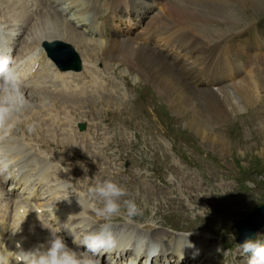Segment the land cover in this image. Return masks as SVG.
Returning a JSON list of instances; mask_svg holds the SVG:
<instances>
[{
	"label": "rangeland",
	"instance_id": "obj_1",
	"mask_svg": "<svg viewBox=\"0 0 264 264\" xmlns=\"http://www.w3.org/2000/svg\"><path fill=\"white\" fill-rule=\"evenodd\" d=\"M167 1L171 2L173 9L178 10L174 11L176 19L180 20L179 11L182 9L178 4L184 0ZM193 1L195 0H185L184 3L187 4V9L198 13L199 21L191 22L195 28L200 30L199 34L191 32L194 39L204 34L206 37L202 40L206 41L208 45H216L217 41L215 40L220 38V43L222 38H230L256 22L258 23V33L253 34L243 44L259 42L260 37L264 39V0H247V2L246 0H210V3L208 2L206 5ZM258 3L261 4L260 8L255 6ZM226 9L234 10L237 15L231 17ZM63 26V23L59 21L60 29L53 30L51 34H61ZM243 52L241 51V53ZM159 53L165 54L161 49ZM221 57L222 55H218L219 59ZM238 57L239 59L244 58L241 55ZM254 58L256 62L264 61V57ZM142 67V76L126 73L123 68H120L112 78L115 83L129 82L133 88L140 84L149 85L152 93L143 102L131 101L133 94L129 89L124 93L120 88H116L115 95L108 96L107 88H105V90L98 89V92L90 98V101L94 100L95 106L89 105L88 109L94 117L102 118L100 132L103 136L110 137L112 151L109 153L117 149L120 150L117 166L125 159H129L132 161L130 168L136 172L143 171L145 175H148L145 168L150 164L154 163L155 173L161 168L159 170V187H157V183L151 187H155L152 192L155 197H148L143 191V186L137 182L131 181L125 184L126 189L129 190V195L125 199L135 200L146 220L135 219L137 222H145L150 218L155 221L162 220L168 224H175L179 230L187 231L186 234H173L168 228L157 230L161 237H171L175 241L178 238L196 237V239H206L211 243L224 242V240L233 242L235 237L233 226H223L224 220L230 218L227 215V210L235 212V217L238 218L253 210L258 204L264 203V92L260 95L256 89V92L244 99L238 94L235 95L233 92L235 87L227 88L226 94L222 97L223 102L218 104L207 101L197 90H192L194 93L196 92V96L191 99L192 104L182 107V112L177 114L178 102L175 100L177 99V90L174 92L169 83L162 81L159 77L163 68L155 67L147 60L143 61ZM177 67L175 68L177 73L174 76L180 88L182 85L180 82L181 72L177 70ZM258 69L260 71H255L256 73L248 80L252 83L255 81L257 86L264 87V63L263 68L258 66ZM108 72V69L102 70L101 77L107 78ZM214 72L213 69L210 73L214 74ZM241 82L234 83V85H239ZM224 88L226 87L222 89ZM214 92L219 95L218 91ZM184 94L185 92L181 91V95ZM201 101H205L207 104L203 106ZM153 104H160L164 107L162 111L166 119L161 118V120L170 125L168 131L174 137H180L182 150L177 144L173 148L175 151L173 152L168 138L156 129L147 133L137 129L139 123L150 122L146 108ZM195 109L198 111L202 109L207 115L205 119L200 120V127L201 129L203 127L206 134L200 132L195 125V118H198L195 116ZM106 113H108L107 116ZM161 126L163 128V124ZM43 128L40 129L39 135L45 131L42 135L47 139L51 136L55 137L51 134L49 127ZM179 129H184L191 139L182 137L178 133ZM231 129H235V132L229 135ZM136 131L138 132L137 138L132 142ZM57 136L61 137L59 134ZM34 140L36 141V139ZM53 153L56 155L55 152ZM63 154L60 153L58 158ZM51 158L52 155L46 154L42 161L46 162ZM62 158L64 163L68 161L67 157L63 156ZM82 161L88 162L87 168L91 171L87 177L81 179L76 171ZM94 162H98L100 168V170H94V174L99 175L107 171V169H101L107 163L104 160L94 161L79 156L70 159L69 167L75 177L84 182L85 187L96 181L92 174V163ZM243 170L244 173L240 174ZM238 178H240L239 181H237ZM148 181L149 183L153 182L150 178ZM164 183L168 184V187H165ZM44 184L46 185L43 181V184L39 185L43 186ZM46 187L48 186L46 185ZM156 187L164 188L163 192L166 194H160V189ZM190 197L194 200L191 201ZM168 198L175 199L169 200ZM179 203H182L183 206H180ZM152 228H156L155 224ZM162 232L165 234L162 235ZM262 232L260 231V235H256V237L262 239L261 236H264V232ZM214 233H219L220 236H216Z\"/></svg>",
	"mask_w": 264,
	"mask_h": 264
},
{
	"label": "bare ground",
	"instance_id": "obj_2",
	"mask_svg": "<svg viewBox=\"0 0 264 264\" xmlns=\"http://www.w3.org/2000/svg\"><path fill=\"white\" fill-rule=\"evenodd\" d=\"M27 1L28 0H0V17L4 18V21H1L0 19V24L5 23V21L14 22L12 27H15V28L11 31L12 35H11L10 40H14V36H17V33H19V30H21L25 26L24 23L30 20V15H28V9L32 5L28 7ZM39 1L41 2V4H43V8H45L46 4L48 3V5L49 4L54 5L52 9L53 12L56 10L61 15H63L65 14L66 10H68L66 15H70L71 11L74 12L75 10V12H78L79 17H83V15L87 12V10L90 9L91 3L92 4L96 3V0H92V1L91 0H70V3L68 4V6L66 8H62V4L64 5L65 3V2H62V0H53V1L39 0ZM137 1H139L140 4H136ZM209 1L210 0H195L193 2L206 5V3H208ZM184 2L185 0L181 1L178 4V6L183 11L184 18L189 19V20L199 21L197 17L198 13L187 9L186 7L187 4ZM70 4H73V5L69 7ZM108 4L111 6V9L109 10L110 16L106 19V21L102 25H100V27H97L94 29L90 27L87 22L82 20L80 22L84 21V23L81 24V32H78L75 28L70 26L69 22L66 19L65 20L61 19V20H58V23L60 21L64 25L62 27L61 34H58V35L51 34V36L53 37L36 35V38L38 39L37 43L39 44L41 40L43 39L49 40L51 38H56L57 36H61V37L56 38V39H60L68 43H70V41L72 42L73 39L76 38L77 40H79L78 42L79 47L83 49V55L89 58L91 57V55L89 54L88 47L85 46L84 43H94L95 45H101L102 50H105L111 57L120 51L119 48H122V49L124 48V51L128 52L129 54L135 57L139 56V58L143 59V60H140L142 63L144 60H147L151 64H153L155 67L163 66V69L159 73V77L161 78L162 81L169 83V86L172 87L174 92H176V90L179 89L180 102H181L182 107L190 106L192 104L191 99L193 96H196L195 95L196 92L194 93L192 90H197V92L200 95L205 96V99L207 101L217 102L218 104L220 102H223L222 97L226 94L227 88L235 87V89H233V92L235 93V95L238 94L244 99H247L251 93L256 92L257 84L255 83V81L254 83H252L248 79L242 78V80H240L242 82L239 85L237 84L234 85V83L227 85V80L223 77H216V78L204 80V79H200L194 76L195 68L187 67L184 59H182L187 54L186 49L184 47V44L187 42H191V44L198 45L200 49H202L207 54L205 58V62H204L205 67L208 66L209 64L208 61L212 54L217 55V59L220 61V63L226 62L225 57L222 56L220 59L218 58V55H222L218 50V47H219L218 43H216V45H208L206 41L202 40V38L206 37L204 34L194 39L192 37V33L188 30H182L179 33H177L178 31L171 32L170 31L171 29L169 28L157 34L150 30L144 31L142 33H138L136 31V28L140 27L141 24L143 23H150L151 21L157 22L163 19L165 20L161 11L155 7L156 5L154 4L153 0H141V1L140 0H127L125 2H122L121 4H114L110 2ZM138 5H140V7ZM255 6L260 8L261 4L258 3V4H255ZM174 10L178 11L177 9H174ZM226 11L229 13L231 17H233L234 15H237V12H235L234 10L226 9ZM44 17L46 18L47 23L51 22L50 19L48 18L49 17L48 14L42 15L40 18H44ZM78 23L79 21H77L75 25ZM85 31L90 36H93V34L94 36L97 35V38L94 41H92V39L87 40L86 38H84ZM36 49L38 50L39 48L36 46ZM160 49L165 52L164 55H161V53H159ZM13 53L14 52H12L11 56H13ZM6 55L9 56L8 53H6ZM47 64H50V63L46 61L45 65ZM130 64H133V61ZM177 66H179L183 71L180 73V77H181L180 82H182V85H180V88L178 87L175 76H174V74L177 73L175 70ZM37 70H38V64L36 65V62H33L26 68L25 67L20 68L18 70V74L25 78H30L32 75L37 73ZM45 79H46V76H43L42 85L38 86L35 89V91L28 92L27 99L29 102L35 103V106L23 108L21 110V113L18 116H14L15 126L16 125H17L16 127L27 126L26 128L28 129L23 130V137H28L32 135V133L28 132L30 129L28 127L29 122H32L36 127L35 136L37 137H35V139L38 142V147L41 149L50 146V142L46 136L42 135L45 131L41 135H39V133L41 132L40 129L42 127L44 128L49 127L51 134L59 138V142L55 144V149H57L61 153L66 150L68 145L76 144L77 140L80 138L75 134L62 135L58 133V131L55 128H50V124L48 121L44 119L36 118L35 115L39 114L42 109V106H40V103L45 102L49 98H52L53 100L52 105H51L52 111H54L56 115H59L60 113L65 112L67 108H69L67 104L79 103L82 98V95L79 94L78 90L75 92V94H72V95L68 94L66 79L63 77L62 74H59L55 70H54V73L51 75V80H54V81L50 80L48 82ZM48 83H50V85ZM55 83L58 84V86L60 87V91L62 92V95H59V98H53L51 96V93L49 92L50 88ZM33 85L34 84H32V88L34 89L35 86ZM223 87H226V88L222 89ZM180 90L182 92H185L183 96L181 95ZM214 91H218L219 95H217ZM9 95H10V98L13 97V94L11 92H9ZM201 102H203V106L207 104L205 101H201ZM194 113L196 114L195 116L198 117V118H195V125L197 126L200 132L205 133L203 131V127L202 129L200 127L201 125L200 120L205 119L207 115L204 114L202 109H200L199 111L195 109ZM18 117L22 118L23 121L18 120L17 119ZM52 124H58V121L53 120ZM58 134L61 137H58L57 136ZM14 143H15L14 141L10 139H6L3 142V144L0 145V152H1L0 155L8 158L7 149ZM18 146H19V143H18ZM82 146L88 149L90 147V142L83 143ZM24 151L25 150H23L22 148L17 149L16 152L14 153L15 157L19 159V157L22 156ZM53 155L55 154L53 153ZM8 160L10 159L8 158ZM35 165L37 164L35 163ZM38 167L40 169L35 174V179L33 181H37L38 184H43V181H45L48 177L49 166L47 164V165H38ZM20 170L21 168L19 170H14L12 173L13 175L8 180H3V181L0 180V187L8 185V184L9 186L14 185L13 187V191H14L15 187L19 186L16 189L17 191L18 189H20L22 185L25 186L28 180L26 179L23 180L22 176L24 173L22 172L19 175ZM56 178L61 179L62 181L52 186L53 187L55 186L63 187V178L59 176H56ZM46 185L44 184L42 187L44 186L46 187ZM52 186H48V187H52ZM65 190H67V188H65ZM8 194H9V191L6 193V195ZM10 194H12L11 190H10ZM19 203H20V200H16V201L10 200V202L6 203V209L1 216L5 218V220L8 222V226L4 228L3 227L0 228V238H4L9 232L15 233L16 223L19 220H21L23 216L26 214L24 211L20 210ZM9 241H12V240H9Z\"/></svg>",
	"mask_w": 264,
	"mask_h": 264
},
{
	"label": "clouds",
	"instance_id": "obj_3",
	"mask_svg": "<svg viewBox=\"0 0 264 264\" xmlns=\"http://www.w3.org/2000/svg\"><path fill=\"white\" fill-rule=\"evenodd\" d=\"M7 64V60L0 61V73L6 71ZM68 184L71 186V183ZM88 192L93 201L100 203V206L95 203L90 205L97 217L109 220L121 214L128 218L142 214L135 200L125 199L129 195L128 190L112 179L95 183ZM21 231L22 228H18L12 235L16 236ZM114 243L108 224H105L99 232L84 238V247L93 253L108 250L114 246ZM189 247L194 245L189 244ZM238 247L248 256L247 264H264V241L246 237ZM0 264H95V262L91 259L77 258L76 253L67 246L62 236L50 233V238L45 243L27 250L23 247V239L16 241L15 251L9 250L5 243L0 244Z\"/></svg>",
	"mask_w": 264,
	"mask_h": 264
}]
</instances>
